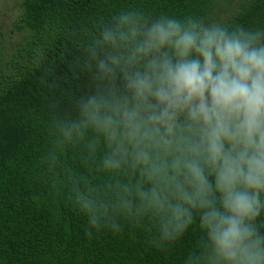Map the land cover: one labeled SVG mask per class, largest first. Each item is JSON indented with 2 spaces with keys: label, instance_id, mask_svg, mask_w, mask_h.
Masks as SVG:
<instances>
[{
  "label": "clouds",
  "instance_id": "clouds-1",
  "mask_svg": "<svg viewBox=\"0 0 264 264\" xmlns=\"http://www.w3.org/2000/svg\"><path fill=\"white\" fill-rule=\"evenodd\" d=\"M76 66L90 88L53 119L54 149L91 133L103 171L142 178L108 199L77 189L90 228L147 217L163 248L195 226L183 264H264V29L124 10L98 22Z\"/></svg>",
  "mask_w": 264,
  "mask_h": 264
},
{
  "label": "trees",
  "instance_id": "trees-1",
  "mask_svg": "<svg viewBox=\"0 0 264 264\" xmlns=\"http://www.w3.org/2000/svg\"><path fill=\"white\" fill-rule=\"evenodd\" d=\"M10 42L0 30V264H183L201 241L195 226L176 244L157 247L150 218L113 219L120 231L91 229L74 206L77 189L105 199L117 183L141 181L139 169L102 170L106 148L91 152V133L54 149L52 121L71 115L90 88L76 66L98 22L124 10L156 18L264 29V0H21ZM53 85H55L53 87ZM55 151V161L51 155Z\"/></svg>",
  "mask_w": 264,
  "mask_h": 264
},
{
  "label": "rangeland",
  "instance_id": "rangeland-1",
  "mask_svg": "<svg viewBox=\"0 0 264 264\" xmlns=\"http://www.w3.org/2000/svg\"><path fill=\"white\" fill-rule=\"evenodd\" d=\"M21 0H0V30L10 42L16 40V36H11L14 24L21 14Z\"/></svg>",
  "mask_w": 264,
  "mask_h": 264
}]
</instances>
